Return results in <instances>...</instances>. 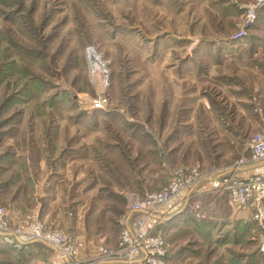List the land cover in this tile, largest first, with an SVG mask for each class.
Segmentation results:
<instances>
[{
    "label": "rangeland",
    "instance_id": "1",
    "mask_svg": "<svg viewBox=\"0 0 264 264\" xmlns=\"http://www.w3.org/2000/svg\"><path fill=\"white\" fill-rule=\"evenodd\" d=\"M254 2L0 0V207L19 235L38 222L74 252L10 238L0 264H140L118 254L132 203L175 177L191 181L155 212L148 264H264V222L221 188L258 164Z\"/></svg>",
    "mask_w": 264,
    "mask_h": 264
},
{
    "label": "built area",
    "instance_id": "2",
    "mask_svg": "<svg viewBox=\"0 0 264 264\" xmlns=\"http://www.w3.org/2000/svg\"><path fill=\"white\" fill-rule=\"evenodd\" d=\"M261 12H264V0H255L254 4L250 5L248 9V22L255 21ZM248 147L251 153V161L260 162L264 160V126L251 136ZM190 181V178L175 177L163 191L151 194L143 201L134 199L131 208L133 212L139 215L138 227L127 228L123 231L118 249L120 256L125 257L129 262L139 259L141 261L140 264H148L154 260L152 256L154 248L161 238H147V236H149V229L162 221V218L155 215V212L160 206L166 204L176 194H179L182 188ZM221 188L223 193L227 194L233 208L248 211L259 222H264V176L255 174L243 178L233 175L224 179ZM152 217H157L158 219L149 221ZM10 238L15 239L18 247L27 245L32 241H41L59 250L67 261H72L71 259L74 256L66 236L55 233L44 235L38 222L34 224L33 233L30 237L19 235L17 231L9 227L6 208L0 207V241L5 239L8 241Z\"/></svg>",
    "mask_w": 264,
    "mask_h": 264
},
{
    "label": "crops",
    "instance_id": "3",
    "mask_svg": "<svg viewBox=\"0 0 264 264\" xmlns=\"http://www.w3.org/2000/svg\"><path fill=\"white\" fill-rule=\"evenodd\" d=\"M260 19L262 22V25H264V12H261L260 13ZM264 32V31H263ZM260 82H261V85H264V77L260 79ZM260 98L263 99L264 101V88H261V91H260ZM248 116V114H247ZM253 117V116H252ZM254 118V117H253ZM258 120H259V124L261 123L262 120H264V115L263 116H259L258 117ZM255 124L253 126H259V124L257 123V121L254 122ZM233 141H235V138L233 137ZM255 174H261V175H264V160L263 161H260L258 162V164H251L249 165L248 168L242 170L240 173H239V176L243 177V178H246L248 176H251V175H255ZM234 212L236 211V209L234 208L233 209ZM244 213H248L247 211H243ZM250 213V212H249ZM59 262V261H58Z\"/></svg>",
    "mask_w": 264,
    "mask_h": 264
}]
</instances>
